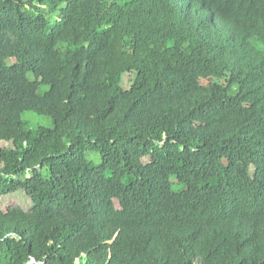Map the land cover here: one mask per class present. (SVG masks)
I'll return each mask as SVG.
<instances>
[{"label":"trees","instance_id":"obj_1","mask_svg":"<svg viewBox=\"0 0 264 264\" xmlns=\"http://www.w3.org/2000/svg\"><path fill=\"white\" fill-rule=\"evenodd\" d=\"M19 190L0 264H264V0H0Z\"/></svg>","mask_w":264,"mask_h":264},{"label":"rangeland","instance_id":"obj_2","mask_svg":"<svg viewBox=\"0 0 264 264\" xmlns=\"http://www.w3.org/2000/svg\"><path fill=\"white\" fill-rule=\"evenodd\" d=\"M29 76L32 77L31 75ZM132 80L133 75L126 74L122 82L124 88H129ZM46 89L47 87L43 85L39 88L41 93H43ZM22 118L27 121L29 128H37L39 126L52 128L54 125L52 117L39 115L32 111L24 112ZM12 206H20L25 210H29L33 204L23 190L0 196V208H8Z\"/></svg>","mask_w":264,"mask_h":264},{"label":"water","instance_id":"obj_3","mask_svg":"<svg viewBox=\"0 0 264 264\" xmlns=\"http://www.w3.org/2000/svg\"><path fill=\"white\" fill-rule=\"evenodd\" d=\"M34 262V261H33Z\"/></svg>","mask_w":264,"mask_h":264}]
</instances>
